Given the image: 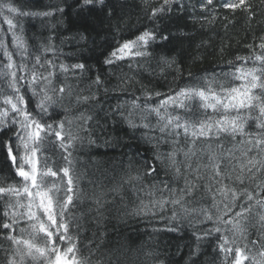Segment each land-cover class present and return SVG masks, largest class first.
Instances as JSON below:
<instances>
[{"label":"snow or ice","instance_id":"snow-or-ice-1","mask_svg":"<svg viewBox=\"0 0 264 264\" xmlns=\"http://www.w3.org/2000/svg\"><path fill=\"white\" fill-rule=\"evenodd\" d=\"M174 2L176 0H164L162 5L152 9L149 19L155 21L160 14L171 11V4ZM212 3L213 0H206L207 5ZM222 6L233 11L241 7L245 11L250 8L247 0H238V3L225 0ZM96 7H100L103 12L110 6L106 4V0H82V10L92 11ZM7 10L10 13L17 11L11 6H7ZM22 14L29 15V13ZM32 15L50 16L51 13H32ZM108 15H114V9L109 11ZM5 19L10 29L15 27L11 19L7 17ZM83 38L81 36V39ZM169 39L170 37L161 31L144 29L136 34L135 38L118 43L105 57L104 64L111 66L126 59L148 58L155 53L153 45ZM49 41L44 51L55 52L51 38ZM260 41L256 46L262 50L261 54L253 53L259 66L249 68L241 65L235 72L224 74L231 76L234 81H240L239 84L226 86L218 82L215 77L212 79L201 77L196 79H202L203 84L189 82L175 89L170 87L168 93L150 92L144 87L143 104L138 103L140 97H136L127 102L130 105L127 114L123 111L126 107L125 103H118L113 109V112H119L122 121L130 129H147L148 131L142 134V138L147 143L156 142L154 159H144L140 164L139 161L130 158L127 171L120 182L111 189L119 195L122 191H126L124 186L128 185L140 200L138 206L128 211V205L123 203L124 197L121 196L124 215L151 214L156 217L158 212H166L167 206L171 205V215L160 217L166 221L164 228H155L153 231L178 232L182 223L187 221L193 229L192 235L197 245L193 255L199 252L202 242L219 233L218 240L222 242L217 244V248L223 254L219 264H244L249 259L252 264H264V259L257 260L255 256H249L245 251L248 248L247 243L244 248L238 245L233 247L235 241H229L225 235V232H232L234 236L239 234L242 239L248 240V229L252 227L257 230L259 239L251 240V244L256 245L260 240H264V36L260 37ZM13 43L23 52H27L22 37L17 36L15 32H13ZM0 48H4V57L8 61L4 66L8 71L0 72V79H5L11 90L5 93L0 88V101L7 106H0V130L9 129L16 137L15 142L9 137L0 144V148L7 150L6 159L10 161V169L15 170V176L11 177L12 183L5 185L0 182V201L5 203L0 213L4 218L0 222V228L5 231L0 233V236L16 246L7 264H25L26 259L31 260L32 264H90L81 255V249L76 242L77 236L71 231L72 222L77 220V217L72 215L73 208L77 207L76 201L82 202L87 197V193H81L79 188L83 176L75 174L71 152L62 157L67 163L62 167L57 166L55 170L48 166L46 159L41 160L45 155L44 150L49 146H55L56 141H59L58 146L61 149L67 150L73 147L71 141L79 139L70 130L65 131V122L71 124L72 120L68 119L67 115L64 119H59L56 112L57 108H62L65 113L70 110L63 101L69 99L71 102L75 89L67 83V75L63 83H54L56 72L52 70L59 68L60 72L65 74L70 69L80 70L83 74L88 71V66L84 63L57 65L54 60H42V57L37 55L32 69L27 70L25 64L14 63L13 54L2 42ZM236 59L250 58L238 56ZM161 63L170 68L176 61L174 57L169 60L161 56ZM229 64L233 62L229 61ZM37 65L44 71H40ZM129 67L131 68L132 65L129 64ZM176 70L180 72L179 68ZM17 71L21 73L29 71V75H17ZM188 75L192 77L193 74L189 72ZM130 79V77L121 78V83L112 91H126ZM24 83L31 97H28L27 93L21 94L20 88ZM103 83L101 77L92 81V85L97 87L102 86ZM217 84L218 87L215 86ZM108 91L104 88L105 93ZM96 95L95 92L85 96L77 93L75 103L71 104V107L96 101ZM151 101L154 103H150ZM33 103L35 109L32 107ZM98 106V102L90 104L93 110ZM209 110L213 115H207ZM13 113L15 115H12ZM105 115L114 119L112 113ZM137 115L140 119L139 124L134 119ZM152 115L156 117L155 124L149 121ZM76 119L83 122L80 125L82 130L90 131L91 126L84 128L83 125L93 120V115L81 112ZM9 121L15 126L14 129L10 127ZM249 121L255 122V131L250 130ZM156 130L162 134L160 137L149 135ZM53 136L55 140L50 139ZM169 137L173 138L169 140ZM181 137H183L182 145L177 147L181 144ZM161 142L170 143L172 150L166 154L160 152ZM226 142H230L232 146L225 147ZM88 143L90 145L97 143L91 132ZM104 145L110 146V141L105 139ZM250 153L255 154L250 155ZM178 154H182L184 159L178 160ZM134 164H139L135 175H133ZM161 169L166 175H171L172 180H160ZM61 172L62 176H60ZM57 176H60L59 183L44 179ZM65 178H67L66 187ZM181 178L183 187L173 183ZM148 180L153 183L145 184L144 182ZM201 181L205 182L201 184ZM140 193L150 198L147 203ZM197 193L202 194L198 197ZM105 195L103 193L97 195L93 192L91 197H88L95 205L89 207L88 212L95 213L92 220L98 228H102L103 221L107 219L105 211H110L105 208V204L108 203L104 198ZM5 197L8 199L5 200ZM12 197L16 198L14 203ZM209 197L212 203L210 207H206L202 201H206ZM212 209L216 210L215 214ZM22 222L26 227H20ZM209 222L212 227H196ZM221 225L224 227L222 228ZM77 227H79L78 222ZM17 228L21 234L26 235H13ZM93 235L95 236V232ZM258 255L264 258V246H261Z\"/></svg>","mask_w":264,"mask_h":264},{"label":"trees","instance_id":"trees-1","mask_svg":"<svg viewBox=\"0 0 264 264\" xmlns=\"http://www.w3.org/2000/svg\"><path fill=\"white\" fill-rule=\"evenodd\" d=\"M224 2L225 0H213L211 5H207L206 0H176L171 4V11L160 14L153 21L149 19L152 9L162 5L164 0H106V4L110 7L105 8L103 12L100 7L92 11L82 10V0H0V42L13 54V61L16 65L23 63L27 70H31L35 57L40 55L42 60H54L57 65L84 63L88 66V71L83 74L80 70L70 69L67 74L61 73L59 68L52 70L56 72L54 83H63L67 75V83L75 89L71 102L69 99L63 101L64 105L70 107V110L65 113L62 108H57L56 112L59 119H64L67 115L68 119L72 120L71 124L65 122V131L70 130L79 139L71 141L73 147L67 150L61 149L58 146L59 141H56L55 146H49L44 150L45 155L41 157V160L46 159L48 166L55 170L57 166L62 167L67 163L62 157L71 152L74 172L78 176H83L79 182V188L81 193H87V197L82 202L76 201L77 207L73 208L72 215L77 217V220L72 222L71 231L77 236L76 242L81 249V255L90 264H193V261L195 264H219V261L223 259V254L217 248V244L222 242L218 240L219 233L202 242L199 252L193 255L197 245L192 235L193 229L187 221L182 223L178 232L153 231L155 228H164L166 221L160 217L171 215V205L167 206L166 212H158L156 217L151 214L125 216L121 196L124 197L123 203L128 205V211L138 206L140 200L136 198L128 185L124 186L126 191H122L119 195L111 189L120 182L121 177L127 171L130 158L139 161L140 164L144 159H154L156 143L155 141L152 144L147 143L142 138V134L148 131L147 129H130L122 121L119 112H113L116 104L125 103L126 107L123 111L127 114L130 107L127 104L128 101L140 97L138 103H144L142 95L144 87L150 92L168 93L170 87L175 89L189 82L203 84L202 79H196L201 77L208 79L215 77L218 82L226 86L239 84L240 81H234L231 76L224 74L235 72L236 68L241 65L249 68L259 66L253 53L259 55L262 52L256 45L261 42L260 37L264 36V0H247L250 5L247 11L243 7L235 11L225 9L222 6ZM233 2L238 3V0H233ZM7 6L14 7L17 11L10 13ZM113 9L114 15L109 16L108 12ZM44 12H50L51 15H32V13ZM22 13H29V15L25 16ZM6 17L12 20L14 28H9ZM147 28L161 31L170 39L153 45L155 53L148 58L126 59L111 66L104 64L105 57L118 43H122L125 39L135 38L136 34ZM13 32L22 37L27 52H23L14 45ZM81 36L84 38L81 39ZM49 38H51V45L55 48V52L44 51V47L50 43ZM249 45L252 47H248ZM161 56L169 60L174 57L176 63L169 68L161 63ZM238 56L250 59L237 60ZM229 61L233 64H229ZM7 63L4 48H0V72L8 71L4 67ZM129 64L132 65L131 68ZM36 67L39 68V65ZM177 68L180 69L179 73ZM39 70L44 71L43 68ZM189 72L193 74L192 77H189ZM17 75L27 76L29 71L23 73L17 71ZM97 77H101L104 81L100 87L92 85V81ZM127 77L131 79L126 85V91H112L121 83V78ZM89 85L92 86L89 87ZM0 88L5 93L11 91L5 79H0ZM104 88L109 91L105 93ZM20 92L21 94L27 93L28 97H31L26 83L21 85ZM93 92L97 94L96 101L81 104L79 107H71V104L75 103V94L85 96ZM97 102L99 106L94 110L91 109L90 104ZM0 106L7 107L2 104V101H0ZM32 107L35 109V103ZM81 112L93 115V120L83 125L84 128L91 126L90 131L82 130L80 125L83 122L76 119ZM105 113H112L114 119L106 116ZM207 115H213L212 111L209 110ZM45 119L48 120L47 117ZM134 119L137 124L140 123L139 115ZM117 121L120 122L117 123ZM149 121L155 124V115L150 116ZM48 122L51 121L48 120ZM9 124L10 127L15 128L10 121ZM249 124L251 125L250 130L255 131V122L249 121ZM90 132L97 140L96 144L88 143ZM149 135L160 137L162 134L156 130L150 132ZM9 137L15 142L16 137L12 131L0 130V144ZM50 139L55 140V137ZM105 139L110 141V146L104 145ZM180 139L181 144L177 147L182 145L183 137ZM231 146L230 142L225 143V147ZM184 147L186 148V145ZM171 150L170 143H159L160 152L166 154ZM254 154L250 153V155ZM6 156L7 150L0 148V182L5 185L12 183L11 177L15 176V170L10 169V161L6 159ZM177 159L183 160L184 157L178 154ZM137 168L139 164H134L133 175ZM10 172L11 175H9ZM62 175L61 172L60 176ZM60 176L44 179L59 183ZM16 179L20 180L19 177ZM159 179L172 180V177L166 175L161 169ZM66 180L67 178H65V185ZM204 182L201 181V184ZM144 183L151 185L153 181L148 180ZM173 183H178L180 187H183L182 178ZM93 192L97 195L106 194L104 198L108 201L105 208L110 211L104 213L107 219L103 221L102 228H98L92 220L95 213L88 212L89 207H95L92 199L88 198ZM201 194L197 193V196ZM140 195L146 203L149 201L148 196L143 193ZM157 195L159 196V193ZM7 199L8 197H5V200ZM11 199L14 203L16 198ZM202 203L210 207L211 198L209 197ZM196 206L199 207V205ZM4 207V201H0V213ZM215 211L212 209L213 214ZM3 219L0 215V222ZM77 222L79 227H77ZM20 227H26V224L22 222ZM196 227L208 228L212 227V224L209 222L196 225ZM221 227L223 228L224 225ZM4 231L0 228V233ZM13 235L26 234H21L17 228ZM225 235L229 241H235L233 247L238 245L244 248L247 243L248 248L245 251L250 257L255 256L257 260L264 259L258 255L261 246H264V240H260L256 245L251 244V240L259 239L255 228L249 227L248 240L242 239L239 234L234 236L232 232H225ZM15 247L10 241L0 236V264H7ZM25 264H32V261L26 259ZM244 264H252L251 259L246 260Z\"/></svg>","mask_w":264,"mask_h":264},{"label":"rangeland","instance_id":"rangeland-1","mask_svg":"<svg viewBox=\"0 0 264 264\" xmlns=\"http://www.w3.org/2000/svg\"><path fill=\"white\" fill-rule=\"evenodd\" d=\"M65 187H66V185H65Z\"/></svg>","mask_w":264,"mask_h":264}]
</instances>
